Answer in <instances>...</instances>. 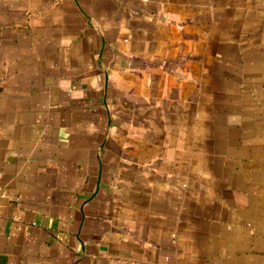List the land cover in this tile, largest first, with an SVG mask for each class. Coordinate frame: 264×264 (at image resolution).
Wrapping results in <instances>:
<instances>
[{
  "label": "crops",
  "instance_id": "0c3cea01",
  "mask_svg": "<svg viewBox=\"0 0 264 264\" xmlns=\"http://www.w3.org/2000/svg\"><path fill=\"white\" fill-rule=\"evenodd\" d=\"M0 264H264V0H0Z\"/></svg>",
  "mask_w": 264,
  "mask_h": 264
}]
</instances>
